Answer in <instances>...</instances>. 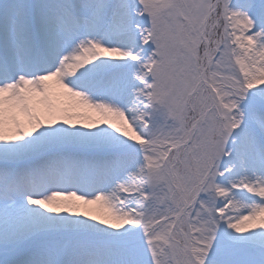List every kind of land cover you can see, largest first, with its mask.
<instances>
[{"label":"rangeland","instance_id":"obj_1","mask_svg":"<svg viewBox=\"0 0 264 264\" xmlns=\"http://www.w3.org/2000/svg\"><path fill=\"white\" fill-rule=\"evenodd\" d=\"M73 1L0 0V15H8L0 23L14 29L4 37L23 58L15 61L36 73L21 88L0 84V104L19 103L40 125L32 117L41 110L31 105L51 70L45 59L60 66L83 50L84 75L70 87L76 107L100 100L127 126L134 118L139 131L128 129L134 135L108 149L59 144L51 135L54 146L35 158L68 153L97 162L121 201L124 226L105 235L70 225L22 228L30 201L59 191L70 197L78 180L64 186L2 175L0 264H264V0ZM33 24L34 32L15 38ZM45 24L55 25L54 45ZM35 41L45 49L37 61ZM105 53L109 69L95 70ZM57 104L46 119H67ZM81 193L85 201L94 196ZM232 229L242 235L233 238Z\"/></svg>","mask_w":264,"mask_h":264},{"label":"bare ground","instance_id":"obj_2","mask_svg":"<svg viewBox=\"0 0 264 264\" xmlns=\"http://www.w3.org/2000/svg\"><path fill=\"white\" fill-rule=\"evenodd\" d=\"M74 1L71 4L74 5ZM5 16L8 15H0L1 20H3V17ZM92 24L93 21L91 20L89 25L92 26ZM45 25V29L48 28V33L51 35V44L53 43L52 45H54L56 43V38H53L52 36L56 35L54 34L55 25L53 24V27L49 24ZM89 25L87 26L89 27ZM25 29L32 32L33 30H36V27H34V24L28 25L27 28L21 30L22 32L20 31L19 33H16L15 38H20L22 35L27 37L25 35L26 33H24V31H26ZM7 31H9V34L11 33L10 31H14V29H8L7 26L0 23V39H2L0 41L3 42L2 45L7 48L3 52V58L1 56L0 58L4 60V57H6L5 61L8 64L9 70L11 69L14 74L17 71V68L15 59L9 52L11 50V45L9 46L7 38L4 37V33ZM10 37L14 36L10 34L8 38ZM28 41L29 38L25 39L23 42ZM79 50L77 53L70 55L69 58L63 57L61 59L63 62L60 66L56 63L55 65H50L51 60L45 59L49 63L48 68L51 66V70L48 73L49 75H46L48 76L46 81L44 80L45 85L39 87L41 96H35L37 99H35L31 105L32 109H35L36 111L38 109L41 110V112L37 116H33L32 119L34 117L38 119L39 116L42 119V123L45 125L50 124L55 130H49L47 127H44V124L40 127L42 123L37 125L34 120L28 121L29 118L24 116L26 113L24 115L22 114L19 103L7 104L6 102H2L0 104V168L4 166L11 168L7 172H1V177L4 175V178L8 180L10 175L13 174L12 170L17 169L19 166L22 170L20 174L23 173L29 175V173H31L32 177L35 173L43 174L45 167H54L55 170L60 173L67 172L72 178H75L74 175L77 173L81 174L82 179H84L82 180L80 178V182L74 183V193H72L70 197H66L65 195L61 196V191H59L58 194H60L54 195V197L36 198L38 200L33 199L30 201L31 207L29 212L25 213L26 216L22 218V221H24L22 228L31 226L35 229H39V223L41 227L54 225H65L66 227V225H70L71 227H84V229L91 231L92 234L105 235L106 233L114 232L117 228L124 226L122 218L116 214V206L119 205L121 201L114 196L116 195L115 190L107 183L108 179L100 178V173H98L100 170L95 167L97 162L91 161L93 163H89L90 161L88 160L64 153L61 154L60 157H55L53 163L49 161L50 159L47 160L49 161L48 164L38 163L45 161L42 159L27 163L33 161V158L38 156L46 147L54 146L52 144L54 142L50 143L51 135H53L55 143L59 142V144H61L60 142L62 141H66L65 144L74 141L71 144L80 148L108 149L112 147V141L114 142V140H119L123 137L133 136L134 134H130L129 130L133 133L139 131L138 122L134 118L128 119L127 123L130 127L127 126L126 123L119 121V118L116 120V112L110 106L103 105L100 100L97 105L85 106L90 109H78L76 107L75 104L79 98L73 94L70 87L78 78L84 75V73L81 74L79 66L80 62L84 61L81 57L86 56L83 50ZM75 57L77 58L75 59ZM110 57L111 56H109L108 53L102 54L100 57L96 56L95 61L92 63L93 67H96L95 70H99L97 67L100 66H105L109 69V64L112 62ZM101 63L103 64L101 65ZM22 85V81L18 80L14 86L21 87ZM9 87L10 86L7 85L4 86L6 89ZM20 91L21 89L15 90L16 95L20 94ZM0 96H4L3 93H1ZM39 100L40 102H44L43 105H40ZM54 102H57V105H60L57 107L63 106V108L66 109V114L68 116L67 119H61L56 116L51 118L52 115L48 116L50 120L46 119L44 116L46 113L57 112L58 108L50 111V109H53L54 107ZM26 118L28 120H26ZM27 122L31 123L24 126V123ZM81 124L85 125V127L82 128ZM66 126H73L75 129L73 130V128H69L66 130L64 129ZM71 129L72 131H70ZM48 152L49 151L46 150V153ZM43 154L44 153H42V155ZM14 160L17 161L15 163L11 162ZM75 161H77L79 165L75 166ZM80 165L82 168L77 171V168ZM33 168H36L35 171H31ZM20 178L22 179V177ZM39 179L45 180L43 177H39ZM92 180L96 182L99 180L102 182L101 185H103L101 187L97 186L96 188ZM52 184L56 185L55 183ZM26 186L27 184H25V187ZM260 189L259 193H261ZM81 192H83V195L87 193L94 194V196L89 197V199H86L85 201L83 197L80 196L82 194ZM240 231L241 229H232L227 232L234 238L236 235L241 234ZM250 232L251 231H242V233H245L243 238L249 239V237L255 238L260 236L257 235L255 231ZM98 247H104V245H99ZM4 261L5 259L3 261L0 260V262Z\"/></svg>","mask_w":264,"mask_h":264}]
</instances>
